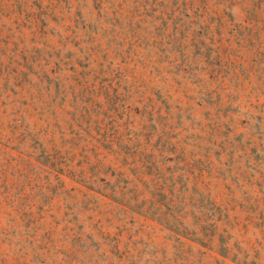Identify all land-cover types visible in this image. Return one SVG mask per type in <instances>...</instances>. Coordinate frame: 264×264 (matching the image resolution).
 <instances>
[{"label":"rangeland","instance_id":"obj_1","mask_svg":"<svg viewBox=\"0 0 264 264\" xmlns=\"http://www.w3.org/2000/svg\"><path fill=\"white\" fill-rule=\"evenodd\" d=\"M0 264H264V0H0Z\"/></svg>","mask_w":264,"mask_h":264}]
</instances>
